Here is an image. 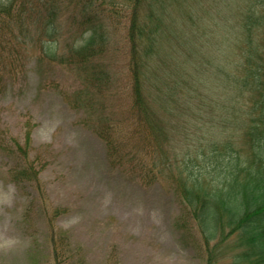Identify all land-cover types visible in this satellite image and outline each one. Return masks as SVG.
<instances>
[{
	"label": "rangeland",
	"instance_id": "obj_1",
	"mask_svg": "<svg viewBox=\"0 0 264 264\" xmlns=\"http://www.w3.org/2000/svg\"><path fill=\"white\" fill-rule=\"evenodd\" d=\"M188 1L192 8L173 16L177 26L198 18L222 26L228 16L227 0ZM128 14L123 9L121 18L104 16L113 44L102 83L50 63L35 47L18 63L0 53V264H207L200 229L184 213L170 180L175 159L170 169L161 167L158 181L150 183L146 173L152 162L160 166L170 156L179 161L199 142L208 145L214 134L203 126L208 114L198 121L194 109L178 102L171 108L157 91L152 98L164 102L169 144L164 151L146 146L147 130H134L130 111V46L123 39ZM243 18L238 12L232 20ZM206 37L212 36L200 39ZM175 67L163 65V83L178 81ZM110 126L118 152L100 134ZM25 161L39 185L13 180ZM232 245L217 248L218 264H232Z\"/></svg>",
	"mask_w": 264,
	"mask_h": 264
},
{
	"label": "trees",
	"instance_id": "obj_2",
	"mask_svg": "<svg viewBox=\"0 0 264 264\" xmlns=\"http://www.w3.org/2000/svg\"><path fill=\"white\" fill-rule=\"evenodd\" d=\"M191 8L188 0H0V53L18 63L35 47L50 63L75 69L88 83H102L113 44L111 21L104 16L121 18L128 9L123 39L130 46L134 130H147L149 149L164 151L169 144L164 102L152 98L158 91L171 108L178 102L194 109L198 121L208 114L203 126L214 133L194 154L179 161L167 157L160 166L152 162L146 177L158 181L161 167L170 169L175 159L170 180L184 213L200 229L207 264H218L217 248L229 241L232 264H264V0H227L222 26L203 18L177 26L176 12ZM238 12L242 21L232 20ZM217 29L222 35L214 34ZM207 33L212 37L201 40ZM165 64L176 66L181 76L173 85L162 81ZM110 128L100 134L109 150L118 152L121 145ZM27 163L13 180L39 185ZM50 241L58 260L57 236Z\"/></svg>",
	"mask_w": 264,
	"mask_h": 264
}]
</instances>
